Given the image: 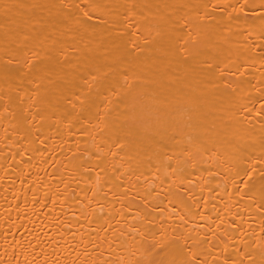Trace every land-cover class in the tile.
<instances>
[{"label": "bare ground", "instance_id": "1", "mask_svg": "<svg viewBox=\"0 0 264 264\" xmlns=\"http://www.w3.org/2000/svg\"><path fill=\"white\" fill-rule=\"evenodd\" d=\"M0 264H264V0H0Z\"/></svg>", "mask_w": 264, "mask_h": 264}]
</instances>
